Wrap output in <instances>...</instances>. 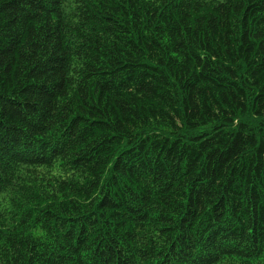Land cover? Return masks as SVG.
Instances as JSON below:
<instances>
[{
  "label": "trees",
  "instance_id": "obj_1",
  "mask_svg": "<svg viewBox=\"0 0 264 264\" xmlns=\"http://www.w3.org/2000/svg\"><path fill=\"white\" fill-rule=\"evenodd\" d=\"M0 264H264V0H0Z\"/></svg>",
  "mask_w": 264,
  "mask_h": 264
}]
</instances>
